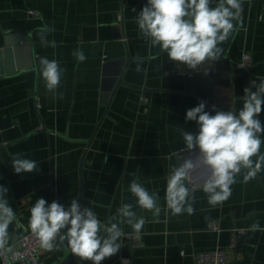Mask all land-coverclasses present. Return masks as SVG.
I'll return each mask as SVG.
<instances>
[{
	"label": "crops",
	"instance_id": "obj_1",
	"mask_svg": "<svg viewBox=\"0 0 264 264\" xmlns=\"http://www.w3.org/2000/svg\"><path fill=\"white\" fill-rule=\"evenodd\" d=\"M145 4L0 0V49L8 35H25L28 40L15 45L30 44L32 62L25 66L21 52V68L0 74V185L8 189L15 211L9 246L30 231V208L37 199L65 207L76 199L102 222L125 203L146 220L138 236L122 224V248L102 264H194L200 251L216 247L227 250L226 264H264V231H249L257 222L264 229V169L247 182L242 171L230 198L216 207L202 191L206 172L199 169L191 179L199 185L189 188L195 212L173 215L166 204L167 178L183 162L176 154L184 147L182 130L198 131L195 122L185 121L186 111L201 101L206 110L215 105L238 111L244 88L264 78V0H243L240 20L222 45L226 58L197 71L174 65L140 35L135 19ZM45 25L55 29L47 35L55 48L40 38ZM77 49L87 57L84 62L72 55ZM244 54L251 58L247 69L240 66ZM137 56L145 71L135 70ZM41 57L57 60L63 69L55 95L39 75ZM119 78L123 82L117 84ZM259 119L264 123V113ZM17 153L35 160L39 170L15 174L11 157ZM133 180L158 193V218L136 204L129 191ZM212 221L216 229L208 227ZM234 228L244 232L230 247ZM39 254L46 264H84L66 241L59 250Z\"/></svg>",
	"mask_w": 264,
	"mask_h": 264
},
{
	"label": "clouds",
	"instance_id": "obj_2",
	"mask_svg": "<svg viewBox=\"0 0 264 264\" xmlns=\"http://www.w3.org/2000/svg\"><path fill=\"white\" fill-rule=\"evenodd\" d=\"M242 11L243 0H216L215 6L213 0H146L135 22L140 35L151 47L166 53L171 63L197 71L206 62L226 58L222 45L233 34L234 22L240 20ZM54 30L47 25L40 29L45 46L56 47L54 40L47 41V35ZM72 55L78 62L87 59L79 49ZM133 62L137 72L145 71L141 67L143 58L137 56ZM38 71L46 90L55 95L63 73L59 62L41 57ZM250 83L252 88H244L243 105L238 111L217 110L215 105L206 110L204 101L186 111L185 121L195 122L198 131L182 130L184 147L176 150V154L178 161L183 162L173 166L167 178L166 204L173 215L195 212V196L187 184L199 169L206 172L202 191L212 207L230 198L231 186L242 171L246 173L243 179L247 182L264 169V153L261 152L264 123L259 119L264 113V78H260L259 83ZM60 96L62 98V94ZM193 152L194 157L186 156ZM11 159L15 174L39 170L37 162L25 158L23 153L14 154ZM129 191L140 208L159 217L158 193H150L136 180L130 182ZM7 192L8 189L0 185V250L11 251L9 227L15 219V211ZM145 223L130 203L122 204L115 215L102 222L92 208L82 206L76 199L65 207L56 200L48 203L39 198L30 208L28 227L42 249L59 250L66 241L80 261L102 264L122 248L121 239L125 235L122 224L130 226L138 236ZM249 231L264 229L257 222Z\"/></svg>",
	"mask_w": 264,
	"mask_h": 264
},
{
	"label": "built area",
	"instance_id": "obj_3",
	"mask_svg": "<svg viewBox=\"0 0 264 264\" xmlns=\"http://www.w3.org/2000/svg\"><path fill=\"white\" fill-rule=\"evenodd\" d=\"M251 65V58L248 54L242 56L240 66L247 69ZM188 75H191L189 73ZM199 184L188 182L189 188H195ZM208 227L212 229L217 228V224L212 221L208 224ZM244 230L240 228H234L231 231L230 247H234L237 243L238 235L243 233ZM11 251L0 250L1 264H46L40 257L39 251L42 249L39 246L37 239L31 234V231L26 232L20 237L15 246H10ZM183 253V251H181ZM126 260V259H124ZM227 250L221 247H216L211 250L200 251L196 255L194 264H226ZM58 264H68L67 262H60ZM84 264H91L90 261H84Z\"/></svg>",
	"mask_w": 264,
	"mask_h": 264
},
{
	"label": "water",
	"instance_id": "obj_4",
	"mask_svg": "<svg viewBox=\"0 0 264 264\" xmlns=\"http://www.w3.org/2000/svg\"><path fill=\"white\" fill-rule=\"evenodd\" d=\"M25 35L10 34L6 37L5 46L0 49V74L15 72L21 68V52L24 56L25 66H31V47L30 44L24 43L20 47L15 44L20 41H27ZM123 82L121 78L118 79L117 84ZM71 264V260H69Z\"/></svg>",
	"mask_w": 264,
	"mask_h": 264
}]
</instances>
